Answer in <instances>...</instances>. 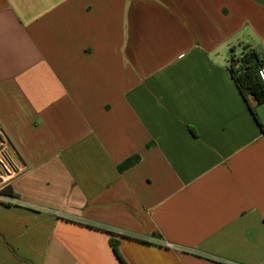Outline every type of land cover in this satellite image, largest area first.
<instances>
[{
	"label": "crops",
	"instance_id": "0c3cea01",
	"mask_svg": "<svg viewBox=\"0 0 264 264\" xmlns=\"http://www.w3.org/2000/svg\"><path fill=\"white\" fill-rule=\"evenodd\" d=\"M249 51L264 0H0V264H264Z\"/></svg>",
	"mask_w": 264,
	"mask_h": 264
},
{
	"label": "trees",
	"instance_id": "16d2710c",
	"mask_svg": "<svg viewBox=\"0 0 264 264\" xmlns=\"http://www.w3.org/2000/svg\"><path fill=\"white\" fill-rule=\"evenodd\" d=\"M261 63H262V61L260 60L258 53L254 52V51H249V52H246L239 59H235L233 57L231 59V68L230 69H231L233 78H234L239 90L241 91V93L243 94L244 98L246 99V101L249 105L251 112L253 113L257 122L262 126V123L259 119L258 113H257L256 109L254 108V106L252 105V103L250 102L248 96H247V92L249 90L256 88V87H259L260 89L264 90V87L260 83L258 75H257V67ZM237 64H238V66H237ZM191 131L194 133V130L192 128H191ZM137 159H138V157L128 158L122 164H120V166H119L120 169L122 170L124 168L131 166L132 164H134L137 161ZM4 193L9 195V196H14V193H13L11 186L6 187L4 189ZM109 232H111L113 235H116V233L112 230H110ZM121 236L136 237L130 233H122ZM141 239H143L145 241L147 240L146 238H141ZM118 244H119V239L118 238L114 239L113 240V250H114L115 254L117 255V257L119 258V260L123 264H127L126 261L124 260V258L120 254Z\"/></svg>",
	"mask_w": 264,
	"mask_h": 264
},
{
	"label": "built area",
	"instance_id": "2783aa9c",
	"mask_svg": "<svg viewBox=\"0 0 264 264\" xmlns=\"http://www.w3.org/2000/svg\"><path fill=\"white\" fill-rule=\"evenodd\" d=\"M257 75L264 87V62L257 67ZM8 148L7 140L0 129V200L11 202L15 200L14 197L5 194L3 189L20 172L21 168L13 161Z\"/></svg>",
	"mask_w": 264,
	"mask_h": 264
}]
</instances>
